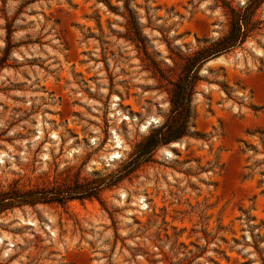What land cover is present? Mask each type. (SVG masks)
Wrapping results in <instances>:
<instances>
[{
	"label": "rangeland",
	"instance_id": "obj_1",
	"mask_svg": "<svg viewBox=\"0 0 264 264\" xmlns=\"http://www.w3.org/2000/svg\"><path fill=\"white\" fill-rule=\"evenodd\" d=\"M246 1L0 0V188L117 171L168 120L180 57ZM253 19L200 66L187 136L105 188L103 205L2 213L0 264H264V0Z\"/></svg>",
	"mask_w": 264,
	"mask_h": 264
},
{
	"label": "trees",
	"instance_id": "obj_2",
	"mask_svg": "<svg viewBox=\"0 0 264 264\" xmlns=\"http://www.w3.org/2000/svg\"><path fill=\"white\" fill-rule=\"evenodd\" d=\"M262 1L247 0L243 8H234L224 2L230 12L227 32L212 42L199 46L190 54L180 57L182 62L179 63L176 78L168 80L170 83L168 120L138 141L128 159L117 171L97 178L81 177L76 173L68 179L27 186L21 184L19 179H14L6 188H0V215L14 207L24 205L57 204L65 207L71 200L95 199L103 205L101 194L105 188L117 186L142 164L153 161L154 151L159 146L189 134L191 101L196 85L201 79L200 66L210 56L220 55L241 45L250 32L258 28V21L253 19V15ZM7 45L9 46V42ZM152 63L155 62L152 60ZM155 69L161 78H165L163 68L156 66Z\"/></svg>",
	"mask_w": 264,
	"mask_h": 264
},
{
	"label": "bare ground",
	"instance_id": "obj_3",
	"mask_svg": "<svg viewBox=\"0 0 264 264\" xmlns=\"http://www.w3.org/2000/svg\"><path fill=\"white\" fill-rule=\"evenodd\" d=\"M116 98H117V96L116 97L114 96V99L113 100H115ZM113 106H115V105L113 104ZM152 121H155L156 122V118L150 116L149 117V120L145 121V123L142 125V127L145 128ZM112 135H113L112 136V139H113V142H114V150L109 154V159L110 160L115 159V158H118L120 156V154H119V148L122 146L121 145V140L118 138L117 134L114 131L112 132ZM139 203L141 204V206H140L141 208L144 209V208L147 207L146 202H145V198L143 196H140L139 197Z\"/></svg>",
	"mask_w": 264,
	"mask_h": 264
},
{
	"label": "water",
	"instance_id": "obj_4",
	"mask_svg": "<svg viewBox=\"0 0 264 264\" xmlns=\"http://www.w3.org/2000/svg\"><path fill=\"white\" fill-rule=\"evenodd\" d=\"M215 59H217V58H215ZM204 69H205V70L208 69V65H205Z\"/></svg>",
	"mask_w": 264,
	"mask_h": 264
}]
</instances>
